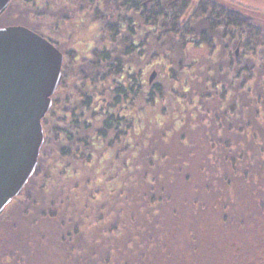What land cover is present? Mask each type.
I'll list each match as a JSON object with an SVG mask.
<instances>
[{"label": "trees", "instance_id": "1", "mask_svg": "<svg viewBox=\"0 0 264 264\" xmlns=\"http://www.w3.org/2000/svg\"><path fill=\"white\" fill-rule=\"evenodd\" d=\"M229 5L218 0H10L0 15V21L11 15L10 21L0 27L24 25L54 45L62 26L71 30L92 22L101 28L79 65L77 50L63 49L68 63L41 119L44 141L24 187L27 204L37 209L33 236H47L48 222L62 240L81 234L84 242L91 235L97 242L94 236L105 221V243L85 249L94 254L93 264H147L146 254L128 257L121 251L122 213L149 195L144 190L157 176L162 179L158 171L167 160H161L153 134L160 131L159 141L188 144L186 128L199 123L212 162L204 170L208 199L202 202L196 193L193 204L211 203L208 207L222 211L219 222L228 220L232 209L240 213L264 205V21L240 4ZM154 61L163 67L159 73L165 80L145 82L143 65ZM169 113L176 115L164 128ZM117 143L125 150L111 153ZM104 181L105 217L104 207L97 205ZM249 190L261 197V205H239ZM116 204L123 207L112 225ZM143 204L152 207L156 201ZM137 219L152 220L138 214L130 221ZM24 231L32 232L30 227ZM144 244H149L142 246L146 252L151 242ZM100 246L105 258L93 250Z\"/></svg>", "mask_w": 264, "mask_h": 264}, {"label": "rangeland", "instance_id": "2", "mask_svg": "<svg viewBox=\"0 0 264 264\" xmlns=\"http://www.w3.org/2000/svg\"><path fill=\"white\" fill-rule=\"evenodd\" d=\"M218 2L225 4L228 3L230 4L229 6L233 7L240 4L239 6L244 7L245 10H248V12H252L257 21H260L261 23L264 21V0H218ZM11 13L15 15L13 11H11ZM10 16L11 15L4 16L0 21V25L8 24V21H10L11 18ZM88 23L89 24H83L84 26H78L71 30L65 29L62 26L60 30L57 31V35H55V40L58 41V45L60 46V48L67 50L70 54L73 52L74 48L77 50L76 53L74 52V54L78 56V59L75 60V63H78L77 65L81 63L83 55H89V47L91 46L90 44H92V41H94V34L98 30H101L100 27L95 25L96 23ZM99 33L101 32L99 31ZM100 36L101 38H103V40H105V33H103V35L101 34ZM96 44L98 43L96 42ZM236 53H238V51ZM66 63H68L67 58L64 61V69ZM143 66L145 71V82H148V77L152 71H156L157 73L153 81H159L160 79L165 80V78H161L164 76V73H159V71H162L163 68L159 63L154 61L151 65H146L145 63ZM153 115L149 116L152 117ZM175 115L176 114L174 113H169L164 117V128L172 124L171 122ZM186 129L189 131V133H187L189 136L188 139L190 140L188 144L184 142L175 143L174 141L167 142L163 140L165 141L164 145L163 141H159L158 139V134L160 133V131L155 132L156 130H154L155 133L153 134L152 138H155V141L159 146L158 149H161V153L164 154V157L161 160H165V162L167 160V162L165 168L163 167L158 171L162 172L159 173L162 176V179H158L157 176V180L154 182L152 181L153 187L149 190H144V192H147V194L149 195L146 198L139 197V200L137 201L138 206L131 207L133 209H127L122 213V221L125 222L123 224H119V227L120 234L123 235L124 238L120 239L122 237L121 236L118 239L123 242L121 245V251L125 250L128 257L134 255V253L138 254V252L142 253L143 255L146 254V256L149 257L147 264H224L225 262H223L221 259L218 260L219 254L217 252V249L215 250L217 246L213 244L214 242H211V239H214L216 235L220 234L221 236L226 237L228 235L238 240V237L241 235L244 238H239V240L242 239V242L246 245V247L244 246V248L241 250L243 251L244 249H246L247 251V249H249L251 252H254L255 254L253 258H255L257 254L261 256L251 264H264L262 260V257H264V240H262L263 243L259 246H257L258 242H256V245H254L252 248L247 246L249 245V240L255 241V238L264 236V205L261 207V212H255L254 217H252L250 221H245V224H247L245 225L246 228L250 226V224L254 225V227H256V223L259 224L257 226L258 228H255L253 231L244 230L240 233V218L238 215L239 212H237L238 210L236 209H232L231 213L228 214L231 217H229V222H227L226 226L223 225V228L219 226L217 227V224L219 225V218H222V211L219 209L208 207L211 206V203H202L203 201H206V199H208V196L206 194L208 193V188H206V183H204V181L207 180L205 177V175L207 174L204 172V170L210 167L208 166V162L211 161L209 160L210 158L207 155L208 147L206 145V141L201 138L203 126L199 123L197 124L196 128L193 127L191 129L190 127H188ZM124 146L125 145L123 143H117L113 145L111 153L116 154L117 151L121 153V151L125 150ZM104 151L105 149L102 150V152ZM108 158L110 159V157ZM138 159L141 161L142 156ZM102 160L105 164V153ZM166 168H168V170ZM202 168L203 171L201 170V174V172L199 173V169ZM158 172L156 175H159ZM199 189H202L201 192ZM138 190L143 192L142 188ZM196 193H199V195L201 194L200 199H202V202L199 201L198 203L193 204ZM98 194L99 195L97 197H101H99V200H102V204L98 200L97 205L99 208L104 207L103 215L105 217V200H107V197H105V181L103 182L102 191H100V193ZM261 194L264 195V193L262 192ZM212 196L213 195L211 194L209 195V197ZM152 198L156 201V204H154L152 207L147 204H143L147 203V201L151 200ZM258 198L260 199L261 197H259L255 192H251V190H249L247 195L242 196V202L239 203V205L241 207L247 205L254 206L257 203ZM257 204L256 206L261 205L260 203ZM114 206H116L117 211L112 215V217L109 213V215L107 214L108 217L112 218L111 220L109 219L112 225L116 223L115 221L118 213H121V211L118 212V210L123 207L121 204H116ZM124 214L126 218L124 217ZM138 214H142L146 218H151L152 220L140 221L137 219V222H131V216L137 217ZM93 215L94 213L92 212L91 223L93 228L97 230V228L93 225ZM248 216L249 215L243 212L242 217L244 219H248ZM28 220L20 219L22 228L30 227L32 230L31 233L25 231L21 232L22 241H25L27 239L33 241V233L37 232V226H35V223H33L30 219ZM238 221L239 223H237ZM104 223L105 221L103 222V225L99 227L101 231H96V235L94 236L97 242L91 241L92 235L85 236L88 241L84 242L82 235L79 234L73 235V241H70V237H67L65 240H62V243L58 248L54 249L55 246H53L54 248H51L48 243H54L55 236H53L52 228L49 227L50 225L48 224V222H46V225L44 226L46 232L44 235L47 236L44 237V240H42L43 236H38L39 238L36 237L37 242H43L47 237V242L45 241V247L43 245L42 247L38 246L37 249H33V247H31L30 250H28L29 247H25L22 249V251L24 254H26L31 252L35 253L36 250H38L36 255L38 262L37 264H52L54 262L53 259H58V257L60 256V262L57 263V260L55 262L57 264H67L69 261L65 258V255H67V253H64L66 251H64V249L69 248L68 244L73 243L72 248L80 249L81 256L85 257V251L91 252L90 250H85L87 246H89L91 249L90 245L93 243H96V245H102L105 243V235H102L105 234ZM84 225H86L85 222ZM101 235L102 237H100ZM223 238L224 237H222L221 239ZM146 241H150V246L155 250L156 254H152L153 258H150V256L147 255V253H150L152 249H149L145 252L146 249L142 247L143 245L149 246V244H144ZM64 242L65 245L63 244ZM44 248H51L50 250L52 251H47ZM103 248L101 247L100 249L97 248L93 250H95V252H98L97 254L101 255L103 252H105V248ZM59 250H62L63 252H59ZM80 253L75 255L80 256ZM229 253L232 254L231 251H229ZM72 259H76L74 255L72 256ZM248 260L249 258H247V261ZM247 261H242V263L239 264H247Z\"/></svg>", "mask_w": 264, "mask_h": 264}, {"label": "water", "instance_id": "3", "mask_svg": "<svg viewBox=\"0 0 264 264\" xmlns=\"http://www.w3.org/2000/svg\"><path fill=\"white\" fill-rule=\"evenodd\" d=\"M10 0H0V15ZM63 55L24 25L0 27V212L32 175L44 134L41 119L61 80ZM156 72L148 77L153 81Z\"/></svg>", "mask_w": 264, "mask_h": 264}, {"label": "flooded vegetation", "instance_id": "4", "mask_svg": "<svg viewBox=\"0 0 264 264\" xmlns=\"http://www.w3.org/2000/svg\"><path fill=\"white\" fill-rule=\"evenodd\" d=\"M55 46L59 49V51L63 55V60H62V64H61V80H60V82H61L62 78H63L62 67H63L64 61L66 59V53L63 51L62 48H60V46L58 45V41H57V45H55ZM28 180H27V182H28ZM26 183H25V185H26ZM25 185L23 186V188L21 189L19 194L12 197L10 202H8L0 212V264H37L38 262H37V256L36 255H37L38 250H36L35 253L31 252V253L24 254L22 249L25 247H29L28 250H30L31 247H33V249H35V248L37 249L38 246L42 247V245L45 247V241H43V243L39 242V241L37 242L35 236H33V238H34L33 241H31L29 239L22 241L21 232L23 231V228L20 225V218L25 219V220H28V219L32 220L34 213L37 211V209L34 208V206L27 204V196L25 194V191L27 189L24 188ZM261 211H262L261 208L257 207L255 210L247 208L245 212L242 210L240 213H238L239 218H240V220H239L240 223H239V221L237 223H239V226H240L239 227L240 233L244 230L245 231H247V230L253 231L255 228H258L257 227L259 225L258 223L255 224L256 227H254V225L250 224V226H248L246 228L245 225H247V224H245V221H250V219H252V217H254L255 212H261ZM243 212L245 214L249 215L248 219H244L242 217ZM226 216L228 217V219H229V217H231L230 215H226ZM227 222H229V221L228 220H226V221L221 220V222H219V225L217 224V227L219 226V227L223 228V225L226 226ZM33 223H35V222H33ZM19 228H20V230H19ZM156 231H158V230H156ZM1 233H2V235H1ZM237 233H238V231H237ZM18 236L20 239L18 238ZM222 237H224V238L221 239ZM16 238H18V239H16ZM239 238H244V237L240 235L238 237V240H236V239H234V237H231L228 235L225 237V236H221L219 234V235H216L214 237V239H211V242H214L213 244L215 246H217L215 248V250L217 249V252L219 254L218 260L221 259L223 262H225L224 264H239V263H242V261H247V258H249V260L246 263L251 264L257 258L261 257L260 255L257 254L256 256H258V257L255 256V258H253L255 253L251 252L249 249H247V251H246V249H244L242 251L241 249H243L244 246L246 247V245L242 242V239L239 240ZM257 238H255V241L249 240L248 241L249 245H247V246L252 248L254 245H256V242H258L257 246L262 244L263 243L262 240H264V236L263 237L259 236ZM43 239H44V237H43ZM85 239L87 240V238H85ZM70 241H73V238H70ZM61 243H62V239L59 238V236H57V237H55L54 243L50 242V243H48V245L51 248H54L53 246H55L54 249H56L60 246ZM26 244H28V245H26ZM63 244L65 245V242ZM72 244L73 243L68 244L69 248H67V250L64 249V251L66 250L64 253H67V255H65L66 256L65 258L70 262V264H93V258H94L93 255L94 254L92 252L85 251L86 256L82 257L81 253H80V249L72 248ZM17 245H19V246H17ZM51 248H44V249L47 251H52V250H50ZM149 249H152V251L150 253H147V255L150 256V258H153L152 254L155 253V250L151 246L148 248V250ZM62 250H59V252H63ZM229 251H231L232 254H230ZM78 253H80V256L75 255ZM72 254L75 256L76 259H72V256H73ZM39 257H41V256H39ZM60 257H58V259L54 258L53 259L54 262L52 264L59 263L61 260ZM102 257L105 258V252L102 253ZM56 260H57V263L55 262ZM75 260H76V263H75ZM262 260L264 262V257H262ZM69 262L67 264H69Z\"/></svg>", "mask_w": 264, "mask_h": 264}]
</instances>
